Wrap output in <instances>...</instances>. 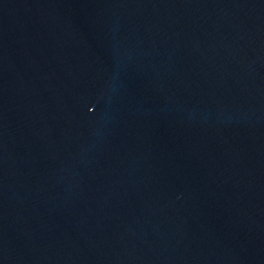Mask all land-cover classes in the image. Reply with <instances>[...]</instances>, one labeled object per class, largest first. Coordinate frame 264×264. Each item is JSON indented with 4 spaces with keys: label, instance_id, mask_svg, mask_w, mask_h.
I'll return each instance as SVG.
<instances>
[{
    "label": "water",
    "instance_id": "obj_1",
    "mask_svg": "<svg viewBox=\"0 0 264 264\" xmlns=\"http://www.w3.org/2000/svg\"><path fill=\"white\" fill-rule=\"evenodd\" d=\"M0 264H264V0H0Z\"/></svg>",
    "mask_w": 264,
    "mask_h": 264
}]
</instances>
